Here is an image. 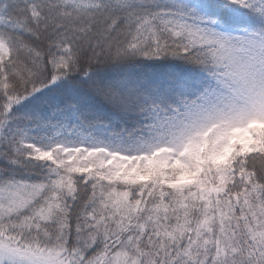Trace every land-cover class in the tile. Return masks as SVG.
Listing matches in <instances>:
<instances>
[{"label": "snow or ice", "instance_id": "1", "mask_svg": "<svg viewBox=\"0 0 264 264\" xmlns=\"http://www.w3.org/2000/svg\"><path fill=\"white\" fill-rule=\"evenodd\" d=\"M0 264H264V0H0Z\"/></svg>", "mask_w": 264, "mask_h": 264}]
</instances>
